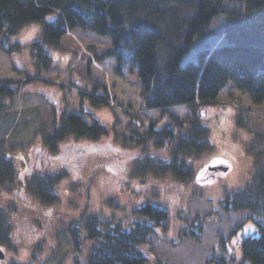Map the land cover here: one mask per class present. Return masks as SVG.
<instances>
[{
	"label": "rangeland",
	"instance_id": "obj_1",
	"mask_svg": "<svg viewBox=\"0 0 264 264\" xmlns=\"http://www.w3.org/2000/svg\"><path fill=\"white\" fill-rule=\"evenodd\" d=\"M52 19L48 17L45 21ZM226 19L221 17L211 26L212 33L208 38L195 41L183 64L198 61L205 49L215 48L226 41ZM42 28L41 22L31 23L12 37L13 42L26 43L21 52L0 51V80L24 81L26 73L32 76L36 73L35 57L28 39L34 32L41 33ZM73 33L82 44L79 46L75 37L74 41L69 39L71 37L62 40L52 52L55 68L41 74L44 80L69 86L66 92L49 89L42 80L33 85L30 83L21 94L7 101L9 107L4 116L0 115V142H5L4 147L14 146L11 153L16 170L22 172L20 180L24 182L15 188L14 193L9 192L10 203L0 198V209L7 211L12 229V237L8 240L5 234H0V239L6 240L0 243V250L5 255L0 264H73L76 258L81 264H87L92 247L85 237L87 230L80 227V232H76L80 235L78 242L71 230L77 227V219L88 202L87 214L97 215L101 222L117 219L128 230L134 218V206L149 199L156 190L161 197L158 202L169 210L170 218L166 228H158L141 246L149 260L146 264H216V259L229 261L235 249L239 251L243 240L258 237L259 226H263V221L251 212L226 213L220 208V201L225 190L243 189L255 176L254 153L250 152V147L251 144L261 146L264 143V103L255 104L249 95L229 83L214 104L199 108L203 125L209 129L213 150L197 157L187 156V162L194 168V183L182 186L165 179L151 178V182L144 185L135 181L127 188L125 185L121 187L116 177L130 175L132 171H128V167L133 168L137 154L145 151L142 145L130 140L131 127L137 136L144 138L149 135L152 124L161 130L170 124L172 116L188 120L192 114L185 106L170 108L167 114L145 110L144 88L132 83L136 80L134 75L130 79L121 78L115 70V59H108L100 65L93 61V54L87 53L93 48L101 54L111 44L89 32L76 30ZM45 86L43 98L41 94ZM105 90L108 107H102ZM94 91L98 105L93 104L89 97ZM53 92H59L58 96ZM54 110L60 116L80 113L90 124L95 122L90 117L93 115L95 120L110 124L112 133L94 144L69 139L61 146L57 159L52 161L44 156V150L47 145L45 137L54 133ZM238 118L242 124H238ZM10 119L14 120L11 122ZM120 140L125 141L124 146ZM106 162H109V167ZM29 165L36 170L32 171ZM100 166L107 167L112 174L106 176L108 182L105 185L99 184L106 173ZM219 166L224 168L210 170ZM46 173L66 174L57 184L59 202L51 206L40 202L27 182L31 176ZM89 184L95 187L92 195ZM111 198L118 206L109 205ZM14 205L16 209L10 211V206ZM83 221L86 223L87 218ZM44 241L46 247L40 250L38 245Z\"/></svg>",
	"mask_w": 264,
	"mask_h": 264
},
{
	"label": "trees",
	"instance_id": "obj_2",
	"mask_svg": "<svg viewBox=\"0 0 264 264\" xmlns=\"http://www.w3.org/2000/svg\"><path fill=\"white\" fill-rule=\"evenodd\" d=\"M48 17L53 19L47 22ZM221 17L227 18L226 41L215 48L205 49L198 61L183 64L195 41L208 38L212 33L211 26ZM37 22L43 23L41 33L34 32L36 36L28 39L35 57L36 73L33 76L26 73L24 81L0 80V115H5L9 107L7 101L21 94L30 83L33 85L42 80L49 89L66 92L69 86L48 82L41 78V74L55 68L52 52L62 40L75 37L77 44H82L73 33L76 30L105 38L101 41L111 44L101 54L93 48L87 53L93 54V61L100 65L108 59H115V70L121 78L130 79L134 75L136 80L132 83L144 88L145 110L167 114L174 107L190 109V119L180 120L172 116L170 124L161 130L152 124L149 135L144 138L137 136L131 127L130 140L142 145L145 151L137 154L133 168L128 167V171L133 173L127 177H116L121 187L125 185L127 188L135 181L144 185L151 182V178L165 179L182 186L194 183V168L187 162V156L197 157L213 150L209 129L203 125L199 108L214 104L229 83L249 95L255 104L264 103V0H0V51L21 52L26 43L13 42L12 37L26 25ZM90 65L91 62L88 63V74ZM46 86L44 95L41 94L43 98ZM58 93L52 94L58 96ZM103 96L102 107H108L106 90ZM89 97L93 104L98 103L95 91ZM53 114L54 133L45 137V151L54 154L46 157L52 161L57 159L61 146L69 139L94 144L112 133L110 124L97 121L90 114L95 121L93 124L80 113L60 116L54 110ZM13 120L10 119L11 122ZM242 123L238 118V124ZM124 142L120 140L123 146ZM4 146L5 142H0V198L9 202L4 197L11 191L14 193L15 188L24 182L20 180L22 172L16 170L11 153L14 146ZM252 151L254 178L243 189L225 190L220 208L226 213L251 212L263 221V226H259L258 237L243 240L239 251L235 249L229 261L216 259V264H264V143L261 146L251 144ZM105 164L107 167L110 165L109 162ZM107 167L100 166L106 173L99 184L105 185L108 182L106 176L112 175ZM64 177L66 174H36L27 182L37 199L51 206L59 202L57 184ZM88 188L92 195L95 187L89 184ZM160 198L156 190L149 199L134 206V218L128 230L117 219L101 222L97 215L87 214L88 202L77 219V227L71 230L76 242L80 238L76 233L80 232V227L87 230L85 237L92 246L87 264H146L149 260L141 246L158 228H166L170 218L169 210L158 202ZM108 203L116 204L114 198ZM14 208L16 205L9 209L12 211ZM85 218L87 222L82 223ZM9 220L7 211L0 209V234H5L6 240L12 237ZM0 240L1 244L6 241ZM44 243L38 245L40 250L46 247ZM223 246L226 247V242ZM73 264L81 263L76 258Z\"/></svg>",
	"mask_w": 264,
	"mask_h": 264
},
{
	"label": "flooded vegetation",
	"instance_id": "obj_3",
	"mask_svg": "<svg viewBox=\"0 0 264 264\" xmlns=\"http://www.w3.org/2000/svg\"><path fill=\"white\" fill-rule=\"evenodd\" d=\"M83 151H81L80 153H82ZM44 155H46V156H54V154H52L51 151H49V150L44 151Z\"/></svg>",
	"mask_w": 264,
	"mask_h": 264
},
{
	"label": "water",
	"instance_id": "obj_4",
	"mask_svg": "<svg viewBox=\"0 0 264 264\" xmlns=\"http://www.w3.org/2000/svg\"><path fill=\"white\" fill-rule=\"evenodd\" d=\"M213 169V168H212ZM5 258V255L4 253L2 252V250H0V260H4Z\"/></svg>",
	"mask_w": 264,
	"mask_h": 264
}]
</instances>
